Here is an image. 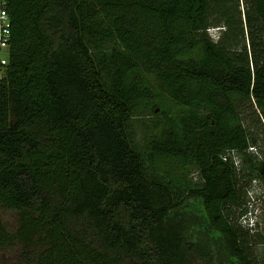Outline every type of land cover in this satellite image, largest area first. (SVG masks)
<instances>
[{
    "label": "trees",
    "instance_id": "1",
    "mask_svg": "<svg viewBox=\"0 0 264 264\" xmlns=\"http://www.w3.org/2000/svg\"><path fill=\"white\" fill-rule=\"evenodd\" d=\"M9 9L0 206L20 222L0 215V264H264L232 213L264 170V0Z\"/></svg>",
    "mask_w": 264,
    "mask_h": 264
},
{
    "label": "rangeland",
    "instance_id": "2",
    "mask_svg": "<svg viewBox=\"0 0 264 264\" xmlns=\"http://www.w3.org/2000/svg\"><path fill=\"white\" fill-rule=\"evenodd\" d=\"M243 7V5H242ZM217 27L211 28L210 32L212 35H217ZM147 115L143 116L146 117ZM140 117V116H138ZM138 117H135V127L137 131L138 140L143 143L145 128L141 127ZM142 117V116H141ZM150 122L149 119L146 118ZM258 134L259 140L256 149H253V155L258 157V160H264V131L258 127H253ZM247 170L245 169V172ZM243 173V172H242ZM247 173V172H246ZM256 180L250 179L249 176H242V187L244 193V198L246 203L235 205L233 207V214L236 216L238 222L246 214L254 215L255 221H257V227L254 230H250L252 234L253 248L255 253L260 257L264 250V170L257 172ZM195 180L199 179L196 173L194 174ZM0 215L7 227L15 231L19 226L20 212L18 210H10L0 206ZM234 217V216H233ZM244 226V225H243ZM246 228V227H245ZM259 234L263 235V238L259 237ZM3 264H21V249L20 247H15L12 249H7L5 252L1 253Z\"/></svg>",
    "mask_w": 264,
    "mask_h": 264
},
{
    "label": "built area",
    "instance_id": "3",
    "mask_svg": "<svg viewBox=\"0 0 264 264\" xmlns=\"http://www.w3.org/2000/svg\"><path fill=\"white\" fill-rule=\"evenodd\" d=\"M9 6L10 0H0V78L4 76L6 71L13 36V19ZM256 222L254 215L251 214L244 215L240 220L242 225L251 230L256 228L254 226Z\"/></svg>",
    "mask_w": 264,
    "mask_h": 264
},
{
    "label": "clouds",
    "instance_id": "4",
    "mask_svg": "<svg viewBox=\"0 0 264 264\" xmlns=\"http://www.w3.org/2000/svg\"><path fill=\"white\" fill-rule=\"evenodd\" d=\"M257 225H258V224H257V222H256L254 226L257 227Z\"/></svg>",
    "mask_w": 264,
    "mask_h": 264
}]
</instances>
